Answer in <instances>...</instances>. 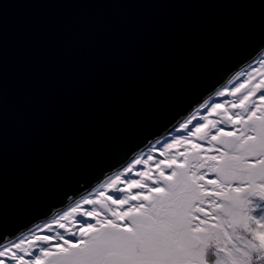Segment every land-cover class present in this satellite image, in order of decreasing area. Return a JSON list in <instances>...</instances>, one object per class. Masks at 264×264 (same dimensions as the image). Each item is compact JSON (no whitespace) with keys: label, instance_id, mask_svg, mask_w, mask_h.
Instances as JSON below:
<instances>
[{"label":"water","instance_id":"95a60500","mask_svg":"<svg viewBox=\"0 0 264 264\" xmlns=\"http://www.w3.org/2000/svg\"><path fill=\"white\" fill-rule=\"evenodd\" d=\"M263 51L264 0H0V237L202 112Z\"/></svg>","mask_w":264,"mask_h":264},{"label":"snow or ice","instance_id":"6c2138e0","mask_svg":"<svg viewBox=\"0 0 264 264\" xmlns=\"http://www.w3.org/2000/svg\"><path fill=\"white\" fill-rule=\"evenodd\" d=\"M248 68L51 224L0 237V264H264V55Z\"/></svg>","mask_w":264,"mask_h":264},{"label":"rangeland","instance_id":"374dc122","mask_svg":"<svg viewBox=\"0 0 264 264\" xmlns=\"http://www.w3.org/2000/svg\"><path fill=\"white\" fill-rule=\"evenodd\" d=\"M261 55H264V52H262V54ZM260 55V56H261ZM249 70V68L246 66L243 70H241V71H248ZM241 71H239V72H241ZM239 72H237V73H239ZM237 73L234 75V76H236L237 75ZM230 80H232V78L230 79ZM229 80V81H230ZM229 81L228 82H226V83H224L222 86H220V87H218L213 93H212V95H210V97H208L206 100H205V102L207 101V105H211L212 103H214V102H219L221 99H223V98H220V97H217L216 95H215V93H216V91L217 90H219V89H221L222 87H228V88H231L235 83H236V81L235 80H233L232 81V83L230 84L229 83ZM215 98H217V99H215ZM204 102V103H205ZM203 103V104H204ZM202 110V112H204V109H201ZM195 111H197V110H195ZM195 111H193V112H195ZM192 112V113H193ZM202 112H201V114H202ZM191 113V114H192ZM191 114H189L187 117H189ZM187 117H185L184 119H186ZM184 119H182L180 122H182ZM179 122V123H180ZM179 123H177L176 125H175V127L174 128H177L178 127V125H179ZM175 130V129H174ZM174 130H171V133L172 134H174L175 133V131ZM167 134H169V133H166V134H164V135H162V136H160V137H158V138H156L147 148H148V151H142V152H140V153H138V154H136L135 156H133L132 158H130L125 164H123L116 172H114L113 174H111L110 176H108V177H106L105 178V180L104 181H101L99 184H97L96 186H94L91 190H89L88 192V194H90V193H93V194H95L100 188H101V185L102 184H104L108 179H110L114 174H116V173H119V172H122L123 171V168L124 167H126L129 163H131V161L137 156V155H140L141 153H143V156L141 157L142 159H146L147 158V155L149 154V149L151 148L150 146L151 145H154V144H156V142L158 141V140H160V138L161 137H164V136H166ZM169 138V136L168 137H166V138H164V139H162L163 141L161 142V145L165 142V140H167ZM150 147V148H149ZM146 148V149H147ZM145 149V150H146ZM156 155H157V157L159 158V154L158 153H156ZM143 166L142 165H136L135 166V168H134V171H136V170H140L141 168H142ZM210 176H212L211 178H209V179H212L213 178V175L212 174H209ZM208 175V176H209ZM126 178H135L134 176H133V174H127V177ZM81 197H79V199H80ZM77 201V200H76ZM74 203V202H73ZM75 204V203H74ZM73 204V205H74ZM65 209V208H64ZM64 209H62V210H60L59 212H57L56 214H54V215H56V216H52V220H50L51 222L50 223H48V224H51L52 223V221L57 217V216H59V215H62L63 214V212L64 211H66L67 209H68V207L64 210ZM51 218V217H50ZM45 223H47V221L45 222ZM44 224V223H43ZM41 226V225H40ZM39 226V228L40 229H42L41 227ZM68 226L69 227H71V224H68ZM53 227L55 228L56 226L55 225H53ZM38 228V227H37ZM37 228H35V229H33V230H36ZM59 231H63V229H59ZM42 232H45V233H43L42 235H48L49 233L47 232V230H44V231H42ZM48 233V234H47ZM54 234V233H53ZM29 235V232H26V233H22V234H20V235H18L17 237H15V238H18V237H21V236H28Z\"/></svg>","mask_w":264,"mask_h":264},{"label":"trees","instance_id":"16d2710c","mask_svg":"<svg viewBox=\"0 0 264 264\" xmlns=\"http://www.w3.org/2000/svg\"><path fill=\"white\" fill-rule=\"evenodd\" d=\"M263 52H264V51H263ZM261 54H262V53H261ZM261 54H260V55H261ZM260 55H259L255 60H257V59L260 57ZM255 60H254V61H255ZM251 63H253V62H251ZM251 63H250V64H251ZM248 66H249V65H248ZM248 66H247V67H248ZM199 113H200V112H199ZM200 114H201V113H200ZM168 136H169V134H167V135L164 136V137H161L160 140H159L160 143L163 141L162 139H164V138H166V137H168ZM144 151H148V149H146V150H144ZM211 177H212V176L209 175V176L206 177V179H209V178H211ZM88 193H89V192L85 193L84 196H87ZM84 196H82L80 199H82ZM80 199H78V200H80ZM248 199L251 200V201H253V202L256 203V204L264 205V201L259 200V198H257V197H248ZM78 200H77V201H78ZM71 206H72V205H71ZM68 207H70V206H68ZM66 208H67V207H66ZM66 208H65V209H66ZM65 209H64V210H65ZM260 212H264V208H259V207H258V208L256 209V213H257V214L260 213ZM57 214H58V213H57ZM57 214H56V215H57ZM56 215H54V216H56ZM54 216H53V217H54ZM50 220H52V217L47 221V223H50V222H51ZM44 224H46V223L44 222ZM44 224H41L40 227L43 228V225H44ZM36 228H37V227H36ZM38 228H39V227H38ZM43 233H45V232H41L40 234H43ZM47 234H48V233H47Z\"/></svg>","mask_w":264,"mask_h":264},{"label":"bare ground","instance_id":"6f19581e","mask_svg":"<svg viewBox=\"0 0 264 264\" xmlns=\"http://www.w3.org/2000/svg\"><path fill=\"white\" fill-rule=\"evenodd\" d=\"M209 97H210V96H209ZM204 102H205V100L203 101V103H204ZM203 103H202V104H203ZM199 106H200V105H199ZM178 123H179V122H178ZM174 129H176V128H173L172 130H174ZM169 133H171V131H170ZM148 146H149V145H148ZM148 146H147V147H148ZM151 146H152V145H151ZM151 146H150V147H151ZM147 147H146V148H147ZM150 147H149V148H150ZM146 148H145V149H146ZM145 149H144V150H145ZM147 149H148V148H147ZM144 150H143V151H144ZM83 196H84V195H83ZM81 197H82V196H81ZM78 199H79V198H78ZM78 199H76V200H78ZM76 200L74 201V203L76 202ZM74 203L72 202L69 206L73 205ZM67 206H68V205H67ZM67 206H66V207H67ZM66 207H65V208H66ZM51 217H52V216H51ZM49 219H50V217H49L48 219H46L45 221H43V222L37 224L36 226H33V227L27 229L24 233L29 232L30 229L33 230V229H35L36 227H39L41 224H43L44 222L48 221Z\"/></svg>","mask_w":264,"mask_h":264},{"label":"clouds","instance_id":"9594fccd","mask_svg":"<svg viewBox=\"0 0 264 264\" xmlns=\"http://www.w3.org/2000/svg\"><path fill=\"white\" fill-rule=\"evenodd\" d=\"M200 113H201V112H200ZM202 114H203V113H202ZM104 180H105V179H104ZM104 180H103V181H104ZM87 192H88V191H87ZM87 192H86V193H87ZM84 194H85V193H84ZM84 194H83V195H84ZM83 195H82V196H83ZM67 207H68V206H67ZM53 216H54V215H53Z\"/></svg>","mask_w":264,"mask_h":264}]
</instances>
